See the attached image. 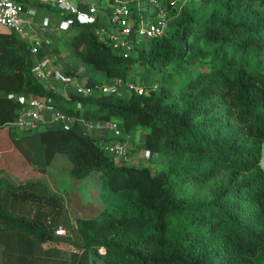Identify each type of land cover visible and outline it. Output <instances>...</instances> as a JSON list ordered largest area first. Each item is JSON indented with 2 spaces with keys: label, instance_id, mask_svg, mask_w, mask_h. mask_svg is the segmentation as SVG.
Masks as SVG:
<instances>
[{
  "label": "trees",
  "instance_id": "1",
  "mask_svg": "<svg viewBox=\"0 0 264 264\" xmlns=\"http://www.w3.org/2000/svg\"><path fill=\"white\" fill-rule=\"evenodd\" d=\"M199 3L128 56L100 39L101 21L75 22L71 49L112 82L132 81L140 66L169 70L147 94H71L67 102L81 109L47 88L28 45L0 29V128L18 117L19 95L47 96L79 121L142 128L145 148L163 162L156 173L129 165L79 121L45 126L46 162L68 155L71 174L90 178L104 208L78 218L72 239L56 240L64 197L42 180L12 182L1 167L0 264H46L61 244L78 252L61 264H264V0ZM188 57L210 67L188 74Z\"/></svg>",
  "mask_w": 264,
  "mask_h": 264
},
{
  "label": "built area",
  "instance_id": "2",
  "mask_svg": "<svg viewBox=\"0 0 264 264\" xmlns=\"http://www.w3.org/2000/svg\"><path fill=\"white\" fill-rule=\"evenodd\" d=\"M0 0V29H6L16 34L29 47L36 64V74L39 78H49L51 72L43 66L41 53L46 38L41 35V30L47 31L53 25L62 26L68 23L73 26L75 22L80 25H95L96 33L102 40H109L113 49L117 52L130 55L137 43L138 37H158L169 31L171 22L180 16L182 9L189 0ZM135 5V9L132 7ZM147 7L151 10V17L146 21L145 16L138 12ZM53 13H59L57 19ZM43 16L40 27H37L33 19ZM70 17V18H67ZM138 21L136 29L131 21ZM61 20V21H60ZM119 27V33L114 28ZM89 81V80H88ZM88 81L80 79L75 84L74 93L80 95H112L121 92L125 87L129 92L147 94L151 90H158L159 81L150 84H139L133 81L124 82L122 79L111 83H105L99 87H91ZM18 100L23 103V108L18 117L11 122L22 130H30L37 127L40 122L47 125H60L70 128L76 121L75 116L63 112L51 97L37 94H21ZM49 114V118L46 117ZM88 132L95 126L91 122L80 120ZM107 129L111 132L112 139L102 141L103 147L111 155L118 159L127 157L128 144L123 140V129L116 121L107 123ZM149 153V152H148ZM150 154V153H149ZM125 159V158H124Z\"/></svg>",
  "mask_w": 264,
  "mask_h": 264
},
{
  "label": "rangeland",
  "instance_id": "3",
  "mask_svg": "<svg viewBox=\"0 0 264 264\" xmlns=\"http://www.w3.org/2000/svg\"><path fill=\"white\" fill-rule=\"evenodd\" d=\"M107 2V0H102L103 4H106ZM199 2L200 0H189L186 3L185 7L199 5ZM58 14L59 13H53V15L57 17V19H61L60 17H58ZM137 14L140 16H145V20L147 21L151 17V10L145 7L141 13L137 11ZM180 18L181 16L173 19L171 25L178 23V21H180ZM40 19L41 16L33 19L37 27H40ZM137 22L138 21H135L134 19H132L131 21L134 29H136ZM38 30H41V35L44 36L46 34L44 30L40 28H38ZM48 30H53V35L45 37L48 40L45 41L44 46H46L45 48L48 52H51L50 54H52V57L57 56L59 60H62V58H64V53L68 52L70 54L71 40L78 34V30L74 26L70 27L68 23H64L62 26H59L57 24L53 25L51 28H48L47 31ZM119 30V27L114 28V32L116 33H119ZM171 31L169 33H171ZM142 38L143 37H138L137 42L142 40ZM142 45L143 43L140 41L138 47H142ZM77 54L79 53L74 51L73 56ZM67 56L69 55L67 54ZM76 58H78L77 60L82 64L79 65V72L80 74H85L84 84L88 81V78H86V76L92 79H98L100 81L102 80L103 82L106 81L103 80L106 77L103 72L96 70L92 65H89L87 63L85 64L81 58ZM191 61L192 58L188 57L187 63L184 66V68L188 70V74L195 73L197 69L207 70V68L210 67L209 63L204 61L198 64H193ZM55 62H58V60H56ZM85 69H88V71H86ZM168 71L169 70L165 65H162V67L158 69H149L145 68L144 66H140L133 72V82L139 84H150L156 80H160L162 83L163 79L165 78V73H168ZM99 75H101L102 77H100ZM177 79L178 80L176 82V85L184 83V79L182 80L181 77H178ZM121 94L125 95L124 92H122ZM129 95H131V93L128 92L126 96ZM70 106L74 107V105L72 104ZM102 126L103 127L99 128L95 126L89 133H91L94 137L99 135L101 137L102 135V141L109 138L111 142V139L113 137L111 135V132L107 129V124H102ZM44 127L45 126H42V129ZM11 129L14 132L22 130L15 126H11ZM3 130L5 132L9 131L6 127L3 128ZM104 130L105 134L102 132ZM22 131L24 132V134L29 135V140H33L35 138L34 136H32L34 134L31 133L33 131ZM146 135L147 132L142 128H133L130 132L123 130L122 138L128 144L127 157H124L126 158L125 163L129 165H137L140 167H149L154 173H156L163 168V162L162 159L159 158L156 154L151 155L148 153L147 149L145 148ZM37 160L38 159L36 158L34 159V161L30 160V158L27 157L24 152L21 151L18 147L4 146L0 148V168L2 167L3 169H5L4 176L6 178L17 184L24 183L30 180H42L50 190L64 197V208L62 209L60 216H57L56 225H58L54 232V235L55 237H58L56 240H59L60 237H64L67 235H70L69 238L72 239L73 235L69 234L68 231L70 230V227H72V224L76 223V220L78 218H80L81 216H95L104 208V204L101 201L102 199L99 195V192L98 190L94 191L93 185L90 183V178L80 181L71 174L73 161L68 155L57 154L52 163L48 165L46 163H44V165H41ZM93 191L95 193H93ZM78 195L79 197H77ZM46 247H48V245ZM59 248L60 251L54 254L52 256V260L46 262V264H61V261L69 259L73 253L77 252L76 249L69 246H63V244L59 245Z\"/></svg>",
  "mask_w": 264,
  "mask_h": 264
},
{
  "label": "crops",
  "instance_id": "4",
  "mask_svg": "<svg viewBox=\"0 0 264 264\" xmlns=\"http://www.w3.org/2000/svg\"><path fill=\"white\" fill-rule=\"evenodd\" d=\"M40 20L41 21L43 20V16H41ZM52 31L53 30L45 31L46 32L45 37H48L49 35L52 36L53 35ZM46 40H48V39H46ZM44 47H46V46H44ZM44 47L42 50H45V52L40 53L39 58L42 59L41 61H45V64L43 67L46 70L50 71L51 75L49 78H46V79H42V78H39L37 76L36 64L39 60H37V58H36L35 59L36 64L34 63V74H35V76L37 78L41 79L47 88L54 89L59 94H61L62 102L65 103L68 107H72L75 109H77L79 107L81 109L83 106H81V105L77 106L73 103L67 102V100L70 98L71 94L74 93V88H75L76 82H78L81 78L85 79V77H84L85 74H80V72H79L80 71L79 65H82V64L80 63V61L77 60L78 58H76V57L81 58V56L78 54L73 56L74 51L70 47V49H71L70 54L68 52L64 53L63 54L64 58H62V60H63V62H62V60H59L57 56L52 57V54H50L51 52H47L46 48H44ZM67 54L69 56H67ZM56 60H58V62H55ZM85 70L88 71V69H85ZM99 76L102 77L101 75H99ZM86 78L90 79V77H88V76H86ZM103 80H106V81H104V83L112 82L110 79H107L106 77ZM122 92L125 93V95H123L125 97L129 91L124 87L122 89ZM71 104L74 105V107L70 106ZM46 117L49 118V114ZM93 124H94V126H97V128L103 127L102 124H96V123H93ZM42 126H47L46 122H40L38 127L36 129H34L33 132H31L34 134L32 136L35 137L33 140H29V138H28L29 135L24 134V132L22 130L14 132L11 129L10 125H9V127L5 126L9 130L6 132L3 130V128H5V127L0 128V148L4 147V146L18 147L21 151L24 152V154L27 157L30 158V160L34 161V159L36 158V159H38L37 161L41 165H44V163H46L48 165V163L46 162V158H45V145L43 144V142L41 140V131L43 130ZM102 132L105 134V130ZM108 135H109V133H108ZM96 137L101 138V139L103 138L102 135H101V137H100V135L96 136ZM104 140H107V139H104ZM263 153H264V146H263Z\"/></svg>",
  "mask_w": 264,
  "mask_h": 264
},
{
  "label": "clouds",
  "instance_id": "5",
  "mask_svg": "<svg viewBox=\"0 0 264 264\" xmlns=\"http://www.w3.org/2000/svg\"><path fill=\"white\" fill-rule=\"evenodd\" d=\"M185 8V7H184ZM183 11V10H182ZM133 81V80H132ZM158 81V80H157ZM148 151V150H147ZM149 152V151H148ZM151 155H152V153L151 152H149ZM126 159V158H125ZM124 158H122L121 160H125Z\"/></svg>",
  "mask_w": 264,
  "mask_h": 264
}]
</instances>
